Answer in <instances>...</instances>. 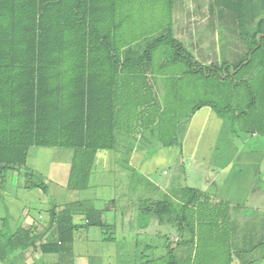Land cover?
<instances>
[{
  "label": "crops",
  "instance_id": "obj_1",
  "mask_svg": "<svg viewBox=\"0 0 264 264\" xmlns=\"http://www.w3.org/2000/svg\"><path fill=\"white\" fill-rule=\"evenodd\" d=\"M198 1L54 0L47 11L42 10L43 5L33 8L27 24L21 18L22 28L31 22L35 45L37 37L46 36L40 33L42 27H48L47 37H58L59 43L63 39L62 47L43 51L54 75L78 70L74 68L72 37L81 34L74 30V20L83 19V37L102 39L96 52L82 55L85 63L81 69L97 76L98 103L108 113L106 107L112 108V140L107 148L96 151L86 181L78 177L82 169L78 154L83 150L28 147L25 165L8 170L2 184L0 178V264H145L165 257L168 248L187 264H218L224 258L233 264L231 255L239 251L251 255L264 246V148L257 141L249 143L242 134L234 133L231 119L208 106L192 110L171 140L143 132L155 127L163 107L168 108L163 101L164 90H169L164 87L168 65L167 61H153L161 43L154 47L150 61L139 58L168 28L188 51L196 48V42L198 47L201 37H190L193 33L188 24L209 21L210 10H216L218 3L227 11L221 0L209 1L200 18L197 10L203 5ZM3 21L7 23V15L0 12V35ZM22 34L26 35L25 30ZM7 39L0 37V46ZM35 53L39 58L40 51ZM2 54L0 50V58ZM207 61L202 65H208ZM3 65L6 63L0 61V72ZM39 65L38 60L36 73ZM52 82L57 87L58 79ZM8 88V83L0 82V91ZM129 106L134 117L125 111ZM138 113L146 117L140 118ZM251 135L257 136L254 131ZM35 184L43 185L45 191ZM186 196L194 200L189 209L195 236L192 243L182 245L186 237L178 211ZM163 201H170L177 214L153 212V205ZM62 210L73 225L70 244H60L57 215ZM238 219L240 228H222L221 235H228L223 236V245L213 242L211 236L219 233L220 225ZM6 227L9 233L4 232ZM208 230L209 244L202 240L205 244H199ZM13 233L24 241L10 250L5 240ZM240 242L239 247L234 245ZM230 245L232 252L226 253ZM219 246L223 253L202 252Z\"/></svg>",
  "mask_w": 264,
  "mask_h": 264
},
{
  "label": "trees",
  "instance_id": "obj_2",
  "mask_svg": "<svg viewBox=\"0 0 264 264\" xmlns=\"http://www.w3.org/2000/svg\"><path fill=\"white\" fill-rule=\"evenodd\" d=\"M54 0H0V12L7 15V23L3 21V31L0 37H8L7 44L3 41L0 50L3 51L0 61L6 63L2 66L0 75L1 84H9L8 91H0V178L4 182L5 173L26 163V152L29 146L41 147H70L78 151L79 163L82 169L78 171V177L87 179L92 166L95 153L99 149L108 147L111 142V107L109 113L100 102V91L96 84V75L84 73L81 69L85 63L82 57L85 52H96L97 42L100 37H83L86 26L83 19L74 20V30L81 34L73 38L74 68L78 70L72 74L54 75L49 67V60L43 57V51L53 47L55 49L63 46L58 37H47V28H40V33L45 37H37L38 43L34 44L33 27L19 24L21 18L27 24V16L31 20L33 8L43 5L47 11L49 2ZM228 11L232 13L238 22L240 35H259L264 32V0H221ZM75 13V11H74ZM25 30L26 35H23ZM19 37H23L21 39ZM63 38V37H61ZM256 38V37H254ZM245 40H247L245 38ZM170 43L181 58L191 60L182 46L173 39L171 30L168 28L166 34L152 43L139 58L147 62L151 60L152 51L157 44ZM257 47V45L255 46ZM252 47L250 50H253ZM40 51L38 58L34 51ZM25 52V53H24ZM39 60L38 73L34 69V61ZM191 64L195 66L193 61ZM197 66V65H196ZM205 76L208 69L200 66ZM1 67V66H0ZM125 69V68H124ZM122 69V70H124ZM0 72V73H1ZM37 74V88L34 84L33 74ZM192 74H195L191 70ZM58 79L57 87H54L53 79ZM70 82L69 85L66 83ZM6 92V93H5ZM99 100V101H98ZM208 106L219 113L211 103L201 102L194 110ZM79 167V165H78ZM75 169V168H74ZM78 169V168H76ZM80 179H78L79 182ZM86 181V180H85ZM45 191L43 185L35 184ZM85 185H83L84 187ZM78 187V186H76ZM82 187V186H80ZM188 192L190 190L188 189ZM194 200L186 196L183 206L179 208L178 219L185 235L182 245L193 242L195 231L192 226V211L189 207ZM149 208V207H148ZM153 212L172 216L177 210L170 201L158 202L151 208ZM58 235L60 244H70L72 239L73 225L71 218L65 210L57 215ZM9 233V229H4ZM187 236H190L187 238ZM18 233L8 234L6 246L10 250L18 248L23 242ZM145 264H187L180 261L174 251L168 248L167 255L156 261Z\"/></svg>",
  "mask_w": 264,
  "mask_h": 264
},
{
  "label": "rangeland",
  "instance_id": "obj_3",
  "mask_svg": "<svg viewBox=\"0 0 264 264\" xmlns=\"http://www.w3.org/2000/svg\"><path fill=\"white\" fill-rule=\"evenodd\" d=\"M209 1L213 0L197 2V4L203 5L197 10L200 18L208 10L204 5ZM210 12L211 18L206 23L199 19V21L188 24L191 28L190 32L193 33L190 37H201L198 47V42H196V48L188 51L173 37L191 60L181 58L170 43H163L155 49L154 63L159 64L167 61L168 65L164 71L166 77L164 87H168L169 90H164L163 97L168 108L166 110V107H163L165 108L163 109L164 114L161 115L160 122L155 127L145 129L143 132L148 135L152 131L155 135L161 136L160 138L164 141L171 140L174 133L177 134L183 129L182 126L192 110L201 102H205L211 103L219 113L231 119L234 133L242 134L249 143L257 141L260 148H264V32L255 36L250 30L248 34L241 36L237 28L238 22L230 11L220 9L218 3L216 10L212 9ZM261 35H263L262 39H259ZM256 45L257 47H255ZM252 47L254 49L250 50ZM203 60L210 61H207L208 65H202ZM193 61L196 63L195 66L191 64ZM198 65L208 69L206 71L208 76L203 75L204 71ZM191 70L195 72L194 76ZM122 81L126 80L122 79ZM168 93L169 98L167 99L165 96ZM125 108L128 114H132L131 117L135 116L133 107ZM138 116L146 117L144 113H138ZM253 131L257 136L251 135ZM239 222L238 219L232 224L227 225L226 222L225 225H220L219 233L211 236L213 242L222 243L223 236H228L221 235L222 231L228 229L230 225L234 230L240 228ZM212 228L215 229L216 226ZM210 234L209 230L202 233L200 243H198L204 245L205 243H201L202 240L209 244ZM237 234L240 238V233ZM229 236L231 237V235ZM234 245L239 247L241 242ZM231 248V245L228 246L226 253L232 252ZM220 249L216 247L215 250L208 249L202 250V252L223 253V248L220 247ZM239 252L238 255H231L233 264L246 263V260H251L252 264H264L263 245L261 248L255 249L251 255L245 254L244 251ZM218 264H229V260L224 258L219 260Z\"/></svg>",
  "mask_w": 264,
  "mask_h": 264
},
{
  "label": "water",
  "instance_id": "obj_4",
  "mask_svg": "<svg viewBox=\"0 0 264 264\" xmlns=\"http://www.w3.org/2000/svg\"><path fill=\"white\" fill-rule=\"evenodd\" d=\"M262 36H263V35H261V36L259 37V39H262Z\"/></svg>",
  "mask_w": 264,
  "mask_h": 264
}]
</instances>
